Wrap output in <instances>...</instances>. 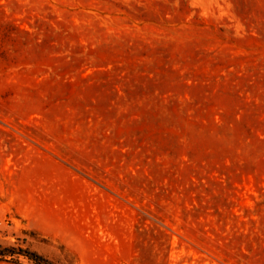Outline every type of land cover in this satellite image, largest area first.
Segmentation results:
<instances>
[{
    "label": "rangeland",
    "instance_id": "1",
    "mask_svg": "<svg viewBox=\"0 0 264 264\" xmlns=\"http://www.w3.org/2000/svg\"><path fill=\"white\" fill-rule=\"evenodd\" d=\"M264 264V0H0V264Z\"/></svg>",
    "mask_w": 264,
    "mask_h": 264
},
{
    "label": "trees",
    "instance_id": "2",
    "mask_svg": "<svg viewBox=\"0 0 264 264\" xmlns=\"http://www.w3.org/2000/svg\"><path fill=\"white\" fill-rule=\"evenodd\" d=\"M20 251L30 260L34 261L36 264H52L50 260H48L47 258L36 252H32L28 250H20Z\"/></svg>",
    "mask_w": 264,
    "mask_h": 264
}]
</instances>
